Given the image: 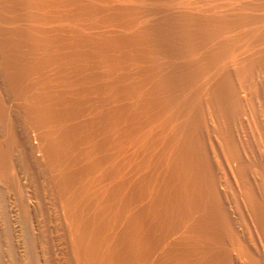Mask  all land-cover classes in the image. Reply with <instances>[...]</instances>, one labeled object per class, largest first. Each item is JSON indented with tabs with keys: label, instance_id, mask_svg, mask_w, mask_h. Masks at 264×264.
I'll return each instance as SVG.
<instances>
[{
	"label": "bare ground",
	"instance_id": "6f19581e",
	"mask_svg": "<svg viewBox=\"0 0 264 264\" xmlns=\"http://www.w3.org/2000/svg\"><path fill=\"white\" fill-rule=\"evenodd\" d=\"M55 1L56 0H0V82L2 83L1 86H3L6 91L5 98L0 96V179H2L7 185L13 183V181L15 180L14 179L15 177H13L12 175V171L14 170L12 168L14 167L12 166V159H11L12 152H14V150L18 151L20 155L26 158L25 159L27 164L26 167H29L31 169L34 167V165H37L36 164L37 162H39L40 166L43 165L45 170L44 173H46L49 183L51 185L49 186L52 187L51 189L53 190V192H55L54 195L57 197L59 201L58 202L59 205L57 204V206H59L61 210H59V208L58 210L59 212L62 211L61 214L62 217L60 216V218L61 219L63 218L62 220L66 226L65 228L67 234L66 238L69 241L68 248L72 258V262H73L72 264H264V182L262 185L261 184L262 182L259 183V178H258L259 184L256 183L255 180L257 179L256 178L257 175L253 177L252 176L253 174L251 173L252 170L248 166L249 163L248 164L245 163L246 160L244 161V158L246 157L247 154H245L244 149L246 148L242 146L244 143L246 144V142H251V141L256 142L259 145L258 147L259 149L258 148H257L258 150L256 149L258 152L259 150H261V154L260 155L258 154L261 160V161L258 160V162L262 164L261 166H259V169L261 167V170L264 172V158H263L264 157V0H105L107 3H112V5L116 4L118 6L125 7L126 10H124L125 8L123 10L127 12V14H129L128 17L125 16L127 22L124 26H122L123 23L121 22L122 23L121 27L124 30H126L127 34L129 35L130 33H132V35L135 34L133 37H131L135 39V40L132 39L134 41L132 43L134 44L131 53L132 56H130L131 55L130 54L129 55L130 60H129V56L127 57V59L130 62H134L137 63L138 65H142V67L145 64V58L147 57H151L152 59L154 58L156 59L155 61L162 60V64H160L159 62V65L156 64V68L158 66L160 72L167 71V73L165 72L166 74L164 78L162 77L161 80L160 79L158 81L156 80L157 82L162 81L161 83L160 82L157 83V84H161L160 88L159 87L156 88L161 92L160 93L161 97L163 96L164 97L163 99L166 100L165 101L161 99L162 102L165 101L164 103L165 104L167 103V105L162 104V106L164 107L160 105L162 110L161 109L158 110L159 111L161 110L162 116L163 113L164 115H166L165 116L166 118H163L164 124L167 123L166 121L170 116L168 123L171 122L170 124L171 126H174L175 130L172 127L171 128L174 131L177 130L178 132L177 135L175 134L176 136L173 133L174 137H172L167 144H169L168 148L174 146V150L176 149L173 154L174 164H175L174 172H176V175L174 174L176 176L174 177L175 178L174 180L176 185L175 187L178 190V195H179V207H180L178 208L179 210L175 212L176 213L175 215L173 214L174 212L172 211L173 212L172 214L175 217L170 216L174 218L171 224H170L171 218L169 219L170 222L168 221L169 222L168 224L165 223L168 220V217L166 221L164 218L162 224L160 223L161 225H159L156 228L153 227L154 228L153 231L148 232V230L146 229L147 233H144L145 231L142 232L138 227L135 228L136 226L135 224H137V222L134 221L133 223L135 224H133L130 229V235L128 234L129 233L128 232L127 233V235H129L128 237L123 236L125 237V239L122 242H120V240L119 242L115 241V239H117L116 235L119 236L118 232L121 233L123 225L126 228V223H128L127 222L129 220L128 218L132 212L131 210L135 211L138 207L135 209L134 206L135 205L137 206L138 203L134 202L135 204H132L127 199H126L127 201L124 202L121 200L120 203L123 202L125 203V205L124 206L122 205V209L120 208L122 212H120L121 215L118 213L119 216L117 218L115 213H114L115 217L112 215L113 214L112 211L117 204L118 198L121 199L120 198L121 196L119 195V191L121 189L123 190L124 186L131 183L130 182V180H132L131 176H134V172L135 170L137 171L138 167H135L136 169L134 170L130 169L131 161L129 158L126 157V159L123 158L124 160L122 162H119V164L117 165L111 164V166H109L110 170L108 169L106 170V172L105 171L103 172V170L108 168V166H106L107 163L108 162L111 163V159L107 158L108 156L104 154L103 156H106V158L104 157L105 158L104 160L102 159L104 162L99 161L93 164L86 163L85 165L84 162L83 165H79V163L81 162V160H83L84 157L87 158V162L88 159H90V155H89L90 153L85 154L84 149L86 146L88 147V145H90L92 138H89L85 134H88L89 130L92 128H93L92 132H95L94 126L91 122L92 119L91 114L94 113V110H96L95 107L97 105L95 106L90 104L91 106L88 107L82 106L83 103L79 101L82 100L83 97H81V99L77 101V104L80 105H77L75 103H74L75 106L68 105L69 103H67V101L65 102L63 97L61 99V96L56 97V96L48 95V92L50 91H48L47 83H45L46 82L45 80L44 83L46 84V86L43 89L42 80L46 76L42 78L43 75L42 73H44L43 70L45 71L47 69L49 72L53 71L52 68L55 67L54 66L55 60L53 61L51 55L50 56L48 55V50L45 51V49H47L46 46H48V44H46L45 46L46 48L44 46H43L44 48H42L41 44H39L38 46L34 44L36 40H38V43H41L42 41L40 40L41 41L40 42L39 39L41 38L43 39V37L41 38L38 37L39 39L37 38L36 40H34L35 41L34 42L31 36L33 34L34 35L40 34L43 36L48 35L47 30L51 28L50 20H52L51 13L53 12L51 11L50 13L48 11L51 15L48 16L46 15L47 13L45 11L47 7L50 5V3H54ZM56 2H60L62 3V5H68L69 3L71 4L73 0H59ZM81 3H83V1ZM93 4H95V2ZM82 5H84V3ZM106 6H108V4ZM100 7L101 6H99V8ZM75 8L76 10L78 9L77 6ZM107 8L108 7H106V10L104 11H107ZM60 10L58 14L62 12ZM69 11L73 12L72 10ZM87 11H89V8ZM42 12L43 14L41 15ZM125 12H123L124 15H126ZM55 13L57 12H54L53 17L54 15H57ZM74 13H76L75 10ZM88 13L85 12V15L87 14L86 17L89 16ZM98 14L95 15L97 16V18L99 17ZM64 15L65 16H61L62 18L60 19L59 18L54 19V21L56 22L58 21L59 23L60 22L65 23V18L68 20L69 16H67L66 13ZM113 17L116 16H114L113 14ZM88 18L91 20L90 17ZM94 18L95 17H93L92 19ZM107 20L109 21V19ZM117 20L119 19L117 18ZM54 21L52 20V24ZM79 23L80 22L78 21V24ZM86 23L87 21L85 22V24ZM85 24L83 26H85ZM116 24L118 23L116 22ZM100 27L103 28L102 26ZM58 29L60 30V28ZM81 29L83 28L81 27ZM81 29L79 28V30ZM72 31H76V30H72ZM72 34L75 35L74 33ZM85 34L87 35V32ZM104 35H106V33ZM103 37L104 36H102V38ZM87 39L89 38H86V40ZM88 44H90V42ZM102 44L104 43L102 42ZM125 45L128 44L124 43L123 41L120 47ZM78 46L80 45H77V47ZM89 46L88 48H90ZM114 46L112 45V48ZM93 47L94 46H92V48ZM101 47L104 46L101 45ZM96 48H100V47H96ZM51 50H49V52H51ZM101 50L103 49L101 48ZM120 50L122 49L120 48ZM107 51L108 49L104 51L105 54ZM116 51H118V49L115 50V52ZM97 55L96 57H98ZM113 55L115 56L116 54ZM108 56L111 57L112 55L110 54ZM42 57L45 58L43 59ZM62 57H60V59ZM102 57L104 58L105 56ZM40 58H42V60ZM92 58H94V55ZM83 59L84 57L81 58V60ZM89 59L90 58H88L87 60L90 61ZM108 59L111 58H107L106 60ZM62 60H64L65 62V59ZM98 61L103 62V60H98ZM114 62H112V64ZM118 68L120 69V67ZM110 70L112 72V69ZM47 79L50 80V75L47 77ZM116 82L118 81L116 80ZM145 84L146 83L141 80V82L136 84L134 87L136 91L131 90L128 87L129 92L119 97L122 98L121 99L123 102L122 104H124V109H126V111L130 109V106L133 104L137 96L141 95L142 92L145 90ZM114 85H112L111 87H114ZM111 87L109 86V88ZM61 89H63V87H61ZM121 89L119 90L121 91ZM259 89L261 90L260 95H258ZM115 91H117L116 88ZM159 91L157 92L159 93ZM59 92L60 91H58V93ZM111 96L109 95L108 98H110ZM115 99L117 100V97H115ZM115 99L113 100L115 101ZM85 102L86 100L84 99V103ZM7 103L10 104L11 106L9 105H8L9 107L6 106ZM58 104L60 106V109L59 108L54 109V107L56 108V105L58 106ZM86 105H88V103ZM145 108H147V105L145 106ZM121 109H123V107ZM176 109L177 111H175ZM134 110H132V113L134 112ZM99 112H101L100 109ZM175 112L180 113L178 115L182 116L181 118H179L181 121L177 120V115H176L177 113ZM13 113L15 114V117L12 115ZM88 115L90 116L91 119L87 120L86 116ZM135 115L136 113L134 114V116ZM138 115L139 114H137L136 116ZM84 117L87 122L85 120H84L85 122H81ZM122 117H120L121 122H122L121 119ZM206 117H209L210 119L209 124L211 126L209 128V131L212 135L211 137L213 138V143H209L208 145L209 147L208 149H210L211 153L209 150L208 151L210 154L215 155L213 156L215 158L218 155L222 157L224 161V165L221 169L222 172L220 171V173H222L221 174L222 178L215 177L217 173L216 174L212 173V168L210 167L212 165H210V163L208 162L209 160H207L206 158L207 156L206 157L204 156L206 148L204 149L201 144L200 133L203 131L204 122L207 119ZM152 118L154 117H151V119ZM140 119L141 118H139V120ZM176 120L180 123L176 124L178 123ZM17 122L18 124L22 125L20 126L21 131H19L18 129H17L18 131H16L15 129V124ZM78 122H80V125L77 126ZM118 124H120V122H118ZM126 124L127 123H125V126ZM131 124H134V122H132ZM147 124H149V122ZM187 125H189L188 130H187ZM95 126L97 128V126L99 125L95 124ZM101 126L100 128L105 129V126L103 127ZM116 126L119 125H117V123L115 124L109 122V130L115 129ZM136 127L137 126H135V128ZM140 127L138 128L140 129ZM163 129L161 133H163ZM236 129H238V131L240 129L241 131L243 130L242 137L241 135L239 137L238 132H236ZM119 131L120 130H117V132ZM123 132L125 131L123 130ZM143 132L144 131H142V133ZM140 133L141 132H139V134ZM114 134L117 133H113V136ZM208 134L207 137H210ZM113 136L111 135V138ZM123 136L125 137V134ZM240 138H242L241 139L242 143H240L241 141ZM164 140L165 139H163L162 142ZM119 141L121 142V140ZM208 142H210V140ZM121 143H123V141ZM135 143H139V142H135ZM147 144L148 146L150 145L149 142ZM136 145L134 144V146ZM251 145H253L252 142ZM93 146L91 145L90 148L91 149L94 148ZM99 146L104 147V144L103 146L101 145ZM123 146H125L124 143ZM123 146L121 145V147ZM149 147L147 148L148 150H150ZM88 149L89 148H87L86 152L89 151ZM91 149L90 151L94 150ZM144 150H146V146ZM165 150L167 155L168 149L165 148ZM252 152L254 153V150ZM127 154L128 152H126V155ZM95 155L92 154L91 156L94 157ZM101 156H99V159L101 158ZM259 158H255V160ZM95 159L98 160V158ZM120 159L122 160V158ZM78 160H80V162H78ZM148 160L150 161L149 158ZM40 162L43 164H41ZM143 162H147V161L145 160ZM253 162L255 163V161ZM167 164L168 163H166V165ZM218 166L219 164L216 165V167ZM104 167L106 168L104 169ZM218 168L217 171L220 170ZM166 169H168V166L166 167ZM97 171H99L101 175ZM168 171L170 170L168 169ZM96 172L99 175V176L97 175L98 177L95 174ZM93 174L96 176V178ZM92 175L94 176V178H92L94 180L90 179ZM258 177H260V175ZM220 178L225 182L226 181L229 182L230 179L232 184L236 187V188L234 187L236 190L235 191L230 190L229 192V190L227 189L229 188L230 185L221 182ZM260 179H262V177ZM149 180H148V185H149ZM140 184H142V182ZM256 184H258L259 186L261 184L262 187L260 186L259 188V186L257 187ZM258 188L261 190L259 191L261 193L258 192L259 190ZM136 189L137 188L135 187V190ZM176 189L174 191H176ZM144 190L145 191L147 190L146 186ZM150 192L152 193V191ZM257 193H259L260 195L257 196ZM133 194H138V193H133ZM141 195L142 194H140V196ZM171 196L173 195H170V197ZM125 197L123 196V198ZM138 198H134V200H137ZM145 200L147 201V199ZM21 207L23 209V206ZM118 208H119V203H118ZM173 210H176V207ZM139 213L140 212H138V215L140 216ZM145 214L147 215L148 213ZM166 214H168L166 216H169V213ZM131 216L134 215L132 214ZM142 216L143 215H141V217ZM141 221L143 223V220ZM138 222H140L139 218H138ZM128 228H130V225ZM127 229L125 231H127ZM4 234L7 241L6 243H8L7 244L8 250L6 249V251H8L7 253H9V255L14 256V252L16 249L14 243H12L10 240L11 234L9 231H6Z\"/></svg>",
	"mask_w": 264,
	"mask_h": 264
},
{
	"label": "rangeland",
	"instance_id": "374dc122",
	"mask_svg": "<svg viewBox=\"0 0 264 264\" xmlns=\"http://www.w3.org/2000/svg\"><path fill=\"white\" fill-rule=\"evenodd\" d=\"M56 1H59V0H56ZM54 2V3H50V5L47 7V9H46V15H48V16H51V19L54 21V19H56V18H62L61 16H65L64 14L66 13V15L67 16H69V19L67 20L66 18H65V23H63V22H56V21H54L53 22V24H52V20H50L51 22V28L49 29V30H47L48 31V35H46V34H44V35H46V36H43V35H40V34H33V35H31L32 36V40L34 41V40H36L38 37H43V39L41 38V39H39V41L41 42V43H38V40H36V42L34 43L35 45H39V44H41V46H42V48H44L45 46H46V44H48V46H49V48H48V46H46L47 47V49H45V51H47L48 50V55L50 56L51 55V57H52V59H53V61L55 60L56 61V63H55V61H54V68H52V70L53 71H48V69L47 70H43V72L44 73H42L43 75H42V78L44 77V76H46V77H44L43 78V80H42V85H43V89H44V87L46 86V84L45 83H47V87H48V91H50V92H48V95H52V96H56V97H58V96H61V99H62V97H63V99H64V101L66 102L67 101V103H69L68 105H74L75 106V104H77V101H79L80 99H81V97H83L85 100H86V102L88 103V105H86L87 103L85 102L84 103V99L82 98V100H83V102H82V100H80L79 102H81V103H83V105L82 106H84V107H88V106H91V105H97L95 108H96V110H94V115L93 114H91V118H90V114L88 115V116H86L87 117V120L88 119H91V122H92V124H93V126H94V130H95V132H92L93 131V128L92 129H90L89 130V133L88 134H90V135H88V134H85V135H87L89 138H92V140H91V143H90V145H88V147L86 146H84L85 147V149H84V153L85 154H89L90 155V159H91V161H90V159H88V162H87V158L86 157H84L83 158V160H81V162H80V160H78V162H80L79 163V165H83V163H84V165L86 164V163H95V162H104L103 160L106 158V156H108L107 158H109V159H111V163H107V165L106 166H108V168L107 169H105L106 167H104V169L105 170H103V172L105 171L106 172V170H108L110 167L109 166H111V164L113 165V164H119V162H122L124 159H126V157L127 158H129L130 159V169H136L135 167H138L137 168V171L135 170V172H134V176H131V179L132 180H130V182L131 183H129L128 185H126V186H124V188H123V190H122V192H121V190L119 191V195L121 196H119L121 199H119L118 198V200H117V204H116V206H115V208H113V211H112V215L115 217V215H116V218L119 216V214L121 215V213L120 212H122V205L124 206L125 205V203H123L124 201H127V200H129L132 204H135V203H138V205L136 206H134V208L136 209L137 207V209L134 211V210H131L132 212H131V214H130V216L133 214L134 216H129V220L127 221L128 223H126V228H125V226L123 225V227H122V230H124V231H122L121 229V233L120 232H118L119 233V236H120V234H121V236L119 237L118 235H116V238L117 239H115V241H117V242H119V240H120V242H122V241H124V239H125V237H128L129 235H130V229H131V227H132V225L133 224H135V223H133L134 221L135 222H137V224H135L136 226H135V228L136 227H138V228H140V230L142 231V232H144V233H147L146 232V229L148 230V232H150V231H153V229L154 228H156V227H158L159 225H161L162 224V222L164 221V218H165V221L167 220V217H168V220L165 222V223H169L170 221V224L172 223V220L174 219L173 217H175L174 215L176 214L175 212H177L179 209L178 208H180L179 207V195H178V190L176 189V185H175V178L174 177H176L175 175H176V172H174L175 171V164H174V152H175V150H174V146L173 147H170V148H168V145L169 144H167L168 142H169V140L172 138V137H174V135L176 134L177 135V130L176 131H174L175 130V128H174V126H171V122L170 123H168V120H169V118H170V116H169V118H168V120L166 121L167 123H165L164 124V121H163V118H166L165 116L166 115H164V113H163V116H162V112H161V106H162V104L164 105L165 103V99H163L164 97L162 96L161 97V92L159 91V90H157V88L159 87L160 88V85L161 84H157V83H161L162 81H159V82H157L159 79L161 80L162 79V77L164 78V76H165V74L167 73V71H162V72H160L159 70L160 69H158V66H157V68H156V64H158L159 65V62H160V64H162V60L161 61H159V60H157V61H155L156 59H152L151 57H147V58H145V64H144V66L142 67V65H138L137 63H134V62H130L129 60H130V56H132V50H133V45L134 44H132L134 41L133 40H135V39H133V38H131V37H133L134 35H132V33H130V35L129 34H127V32H126V30H124L122 27H121V24H122V26H124L125 24H126V22H127V19H126V17H128V15L129 14H127V12H125L124 10H126V8L125 7H123V6H118V5H116V4H113L112 5V3H107L105 0H91V2H90V0H88V2H87V0H82L83 1V3H84V5H82L83 3H81L82 1H79V0H73V4L71 3H69L68 5H62V3H60V2ZM103 1H105V2H103ZM79 4H78V3ZM95 2V4H93ZM98 2H100V3H98ZM104 3H106V4H104ZM60 4V5H59ZM91 4V5H90ZM101 6L100 8L101 9H103V10H101L100 8H99V6ZM103 4V5H102ZM108 4V6H106ZM52 5H53V7H52ZM57 5V6H56ZM81 5V6H80ZM93 5H94V7H93ZM54 6H56V7H54ZM61 8H60V7ZM64 6H67V7H64ZM73 6V7H72ZM77 6V10H78V12H77V10H76V7ZM89 6H91V7H89ZM97 6V7H96ZM80 7V8H79ZM85 7V8H84ZM96 7V8H95ZM106 7H108L109 8V10H108V8H107V11H104V10H106ZM117 7V8H116ZM52 10H51V9ZM56 8H57V11H56ZM88 8H89V11H87L88 10ZM94 8V9H93ZM125 8V9H124ZM44 9V10H45ZM53 9H55V10H53ZM61 9V10H60ZM92 9V10H91ZM98 10V12H97V10ZM111 9V10H110ZM124 9V10H123ZM59 10L60 11H62L61 13H59L58 14V12H59ZM69 10H72L73 12H71V11H69ZM74 10H75V12L76 13H74ZM113 10V11H112ZM121 10V11H120ZM51 13V11L53 12V13H51V15H50V13ZM65 13H64V12ZM84 11V12H83ZM96 11V12H95ZM101 11V12H100ZM109 11V12H108ZM118 11V12H117ZM54 12H57V13H55V14H57V15H54V17H53V14H54ZM85 12H89L88 13V15L89 16H87L86 17V15H85ZM95 12V13H94ZM114 12V13H113ZM116 12H117V14H116ZM119 12H120V14H119ZM123 12H125V14L126 15H124V13ZM78 13V14H77ZM83 15H82V14ZM91 13V14H90ZM99 13V14H98ZM114 14V16H116V17H113V14ZM43 14V12L41 13V15ZM93 14V15H92ZM99 15V17H101V18H97V16H95V15ZM122 14V15H121ZM71 15V16H70ZM75 15V16H74ZM77 15H80V16H77ZM92 17H91V16ZM111 15V16H110ZM55 16H57V17H55ZM84 16V17H83ZM103 16V17H102ZM120 16V17H119ZM126 16V17H125ZM75 17V18H74ZM80 17V18H79ZM88 17H90L91 18V20H92V22H91V20L88 18ZM93 17H95L94 19H92ZM105 17V18H104ZM107 17H109V18H107ZM123 17V18H122ZM72 18V19H71ZM74 18V19H73ZM86 18V19H85ZM109 19V21L107 20V19ZM111 18V19H110ZM117 18L119 19V20H117ZM80 22L79 24H78V21ZM81 19H84V20H81ZM100 20V21H98V20ZM113 19V20H112ZM116 21H115V20ZM122 19H123V21H122ZM126 19V20H125ZM74 20V21H73ZM104 20V21H103ZM112 20V21H111ZM49 21V20H48ZM81 21H83V22H81ZM87 21V23L85 24V22ZM98 21V22H97ZM71 22V23H70ZM76 22V23H75ZM97 24H96V23ZM111 22V23H110ZM113 22V23H112ZM116 22L118 23V24H116ZM122 22V23H121ZM55 23V24H54ZM57 23H58V26H60V27H58L57 26ZM61 23H62V25H61ZM108 23V24H107ZM73 26H72V25ZM75 24V25H74ZM85 24V26H83ZM99 24V25H98ZM101 24H103V25H101ZM109 24H110V26H109ZM113 24V25H112ZM54 25V26H53ZM69 25V26H68ZM77 25V26H76ZM87 25V26H86ZM89 25H90V27H89ZM92 25H93V27H92ZM95 25V26H94ZM98 26V28H97V26ZM57 26V27H56ZM64 26V27H63ZM76 26V27H75ZM100 26H102L103 28H101ZM70 29H69V28ZM81 27L83 28V29H81ZM96 27V28H95ZM107 27V28H106ZM112 27V28H111ZM121 27V28H120ZM52 28H53V30H52ZM58 28H60V30L58 29ZM71 28H73V29H71ZM79 28L81 29V30H79ZM88 30H87V29ZM90 28V29H89ZM94 28V29H93ZM110 30H109V29ZM116 28H118V29H116ZM85 29V30H84ZM94 31H93V30ZM101 29H102V31H101ZM104 29V30H103ZM51 30V31H50ZM57 30V31H56ZM58 30H59V32H58ZM67 30H68V32H67ZM72 30H76V31H72ZM98 30V31H97ZM111 32H109V31ZM120 30V31H119ZM54 31V32H53ZM55 31H56V33H55ZM85 31V32H84ZM89 31V32H88ZM100 31V32H99ZM104 31H106V32H104ZM50 32V33H49ZM62 32H65V33H62ZM74 33L75 35H73L72 33ZM77 32V33H76ZM80 32V33H79ZM83 32V33H82ZM87 32V35L85 34ZM99 32V33H98ZM103 32V33H102ZM115 32H116V34H115ZM118 32V33H117ZM120 32H122V33H120ZM53 35H52V34ZM98 35H97V34ZM106 33V35H104ZM51 36H50V35ZM60 34V35H59ZM79 34V35H78ZM84 34H85V36H84ZM118 34V35H117ZM36 35H37V37H36ZM77 35V36H76ZM93 35V36H92ZM95 35V36H94ZM97 35V36H96ZM113 35V36H112ZM121 35V36H120ZM123 35V36H122ZM50 38H49V37ZM71 36V37H70ZM84 36V37H83ZM91 36V37H90ZM102 36H104L103 38H102ZM36 37V38H35ZM45 37V38H44ZM62 37V38H61ZM74 37V38H73ZM94 37V38H93ZM99 37V38H98ZM101 37V38H100ZM107 37H108V39H107ZM112 37V38H111ZM130 37V38H129ZM31 38V37H30ZM56 38V39H55ZM58 38V39H57ZM73 40H72V39ZM77 40H76V39ZM86 38H89V39H87L86 40ZM93 38V39H92ZM96 38V39H95ZM53 39V40H52ZM80 39V40H79ZM92 39V40H91ZM103 39V40H102ZM113 40V41H111V40ZM122 39V40H121ZM133 39V40H132ZM45 42H44V41ZM49 40H51V41H49ZM83 40V41H82ZM88 40H90V41H88ZM107 40V41H106ZM118 40V41H117ZM131 42H130V41ZM48 41V42H47ZM81 41V42H80ZM88 41V42H87ZM91 41H92V43H91ZM96 41V42H95ZM99 41H100V43H99ZM116 41V42H115ZM124 41V43H127L128 45H125V46H122V47H120L121 46V43ZM44 42V43H43ZM51 43V45H50V43ZM75 42V43H74ZM82 43V44H80V43ZM90 42V44H88ZM102 42L104 43V44H102ZM109 42H110V45H109ZM121 42V43H120ZM65 43V44H64ZM85 45H84V44ZM96 43H98V44H96ZM113 43V44H112ZM116 43V44H115ZM118 43V44H117ZM71 44V45H70ZM87 44V45H86ZM53 45V46H52ZM77 45H80V46H78L77 47ZM90 45V46H89ZM99 45V46H98ZM101 45H103L104 47H101ZM109 45V46H108ZM112 45L114 46L113 48H112ZM44 46V47H43ZM81 46H82V48H81ZM84 46V47H83ZM88 46L90 47V48H88ZM92 46H94L93 48H92ZM111 46V47H110ZM131 46V47H130ZM45 47V48H46ZM51 47V48H50ZM72 47V48H71ZM96 47H100V48H96ZM107 47H109V48H107ZM127 47V48H126ZM81 48V49H80ZM101 48L103 49V50H101ZM116 48V49H115ZM120 48L122 49V50H120ZM126 48V49H125ZM132 48V49H131ZM52 49V50H51ZM61 49V50H60ZM93 51H92V50ZM97 49H98V51H97ZM108 49V53L106 52V54H105V52L104 51H106ZM118 49V51H116L115 52V50H117ZM131 49V50H130ZM49 50H51V52L53 53H51V52H49ZM55 50V51H54ZM81 50V51H80ZM126 50V51H125ZM127 50H129V51H127ZM101 51V52H100ZM121 51V52H120ZM122 51H123V54H122ZM95 52V53H94ZM98 52V53H97ZM103 52V53H102ZM115 52V53H114ZM118 52V53H117ZM125 52V53H124ZM127 52H129V53H127ZM46 53V52H45ZM51 53V54H50ZM66 53V54H65ZM84 53V54H83ZM120 53V54H119ZM42 54V53H41ZM40 54V55H41ZM47 54V53H46ZM57 54H58V57H57ZM94 55V58H92L93 57V55ZM98 56V57H96V55ZM100 54H102V55H100ZM112 55L111 57L110 56H108V55ZM113 54H116L115 56L113 55ZM118 54H119V56H118ZM131 54V55H130ZM39 55V56H40ZM54 55V56H53ZM130 55V56H129ZM56 56V57H55ZM62 56H64V57H62ZM77 56V57H76ZM86 56V57H85ZM102 56H105L104 58L102 57ZM108 56V57H107ZM118 56V57H117ZM123 56V57H122ZM129 56V60L127 59V57ZM60 57H62L61 59H60ZM66 57V58H65ZM82 57H84V59L83 60H81V58ZM90 58L89 60L90 61H88L87 59L88 58ZM114 57V58H113ZM116 57V58H115ZM43 59L45 58V57H42ZM42 58H40L41 60H42ZM57 58H59V59H57ZM85 58H87V59H85ZM97 59V61H96V59ZM100 58H102V59H100ZM107 58H111V59H108V60H106ZM117 58H119V59H117ZM123 58V59H122ZM62 59H65V62H64V60H62ZM112 59H114V60H112ZM91 60H93V61H91ZM98 60H103V62L102 61H98ZM104 60H105V62H104ZM44 61V60H43ZM109 61V62H108ZM114 62V61H116V62H114L113 64H112V62ZM128 61V62H127ZM151 61V62H150ZM96 62V63H95ZM98 62H100V63H98ZM108 62V63H107ZM120 64H119V63ZM130 62V63H129ZM158 62V63H157ZM62 63V64H61ZM65 63V64H64ZM68 63H69V65H68ZM92 63V64H91ZM102 63V64H101ZM109 63H110V66H109ZM117 63V64H116ZM129 63V64H128ZM133 63V64H132ZM153 63V64H152ZM87 64V65H86ZM104 64V65H103ZM122 64V65H121ZM125 65V68H124V65ZM135 64H136V66H135ZM151 64V65H150ZM79 65V66H78ZM118 65H120V66H118ZM147 65V66H146ZM154 65V66H153ZM67 66V67H66ZM71 66V67H70ZM103 66V67H102ZM114 66V67H113ZM129 66V67H128ZM149 66V67H148ZM153 66V67H152ZM76 67V68H75ZM110 67V68H109ZM118 67H120V69L118 68ZM131 67V68H130ZM147 67V68H146ZM73 68V69H72ZM46 69V68H45ZM99 69V70H98ZM110 69H112V72H111V70ZM117 69V70H116ZM140 72H139V71ZM142 70H143V72H142ZM146 70V71H145ZM50 73H48V72ZM80 71V72H79ZM116 71V72H115ZM118 71V72H117ZM124 71V72H123ZM87 72V73H86ZM99 72H100V74H99ZM146 72V73H145ZM166 72V73H165ZM67 75H66V74ZM73 73V74H72ZM94 73V74H93ZM97 73V74H96ZM118 73H120V74H118ZM136 73H138V74H136ZM45 74V75H44ZM88 76H87V75ZM92 74V75H91ZM132 74V75H131ZM50 75V80H48L47 79V77ZM103 75H105V76H103ZM115 75H117V76H115ZM120 75V76H119ZM135 75H137V76H135ZM62 76V77H61ZM84 76V77H83ZM113 76V77H112ZM123 76H124V78H123ZM60 77V78H59ZM66 77H68V78H66ZM86 77V78H85ZM93 77V78H92ZM122 77V78H121ZM129 77H131V78H129ZM155 77V78H154ZM58 78V79H57ZM82 78V79H81ZM112 78H114V79H112ZM116 78V79H115ZM139 78V79H138ZM145 78V79H144ZM87 79V80H86ZM109 79V80H108ZM121 81H120V80ZM128 79V80H127ZM144 79V80H143ZM44 80L46 81L45 83H44ZM85 80H86V82H85ZM111 80V81H110ZM115 80V81H114ZM116 80L118 81V82H116ZM132 80V81H131ZM141 80L143 81V82H145L146 84H145V93H144V91L142 92V96L141 95H138L139 96V98H138V96H137V101H136V99H135V101L133 102V104L135 105H131L130 106V109H128L127 111H126V109H124V104H122L123 102H122V98H119V97H121L122 95H125V93H127V92H129L128 90H129V88L131 89V90H134V91H136V89H134V87H135V85L136 84H138L139 82H141ZM157 80V81H156ZM89 81V82H88ZM98 81V82H97ZM112 81H114V82H112ZM49 82V83H48ZM58 82V83H57ZM108 82V83H107ZM138 82V83H137ZM156 82V83H155ZM44 83V84H43ZM55 83V84H54ZM113 83V84H112ZM119 85H118V84ZM122 83V84H121ZM128 83V84H127ZM65 84V85H64ZM72 84V85H71ZM77 84V85H76ZM110 84V85H109ZM115 84V85H114ZM131 84V85H130ZM2 85V83L0 82V96H2L3 98H5L6 97V91H5V89H4V87L3 86H1ZM48 85H50V86H48ZM112 85H114V87H111ZM109 86L111 87V88H109ZM121 86V87H120ZM122 86H124V87H122ZM127 86V87H126ZM131 86V87H130ZM46 87V88H47ZM56 87V88H55ZM58 87V88H57ZM61 87H63V89H61ZM68 87V88H67ZM79 88V89H77V88ZM118 87H119V89H121V91L118 89ZM129 87V88H128ZM153 87V88H152ZM157 87V88H156ZM84 88V89H83ZM115 88L117 89V91H115ZM125 88V89H124ZM128 88V89H127ZM133 88V89H132ZM3 89V90H2ZM56 89V90H55ZM82 89V90H81ZM92 89V90H91ZM108 89V90H107ZM150 89V90H149ZM52 90V91H51ZM63 90V91H62ZM67 90V91H66ZM78 90V91H77ZM110 90H112V91H110ZM4 91V92H3ZM44 91V90H43ZM55 91H57V92H55ZM58 91H60L59 93H58ZM70 91V92H69ZM90 91V92H89ZM115 91V92H114ZM153 91V92H152ZM157 91H159V93L157 92ZM260 89H259V92H258V95H260L261 93H260ZM157 92V93H156ZM3 93H4V95H3ZM47 93V92H46ZM67 93V94H66ZM79 93V94H78ZM82 93V94H81ZM112 94V96H111V94ZM114 93V94H113ZM116 93H117V95H116ZM62 94V95H61ZM102 94V95H101ZM111 96L110 98H108L109 97V95ZM82 95H85V96H82ZM158 95H160V96H158ZM165 95V94H164ZM86 96H87V98H86ZM113 96H114V98H113ZM145 96V97H144ZM157 96V97H156ZM75 97V98H74ZM115 97H117V100L115 99ZM151 97V98H150ZM68 98V99H67ZM79 98V99H78ZM91 98V99H90ZM148 98V99H147ZM77 99V100H76ZM107 101H106V100ZM113 99H115V101L113 100ZM157 99V100H156ZM161 99H163V100H165V101H163L162 102V100ZM141 100H143V101H147L146 103L145 102H143V101H141ZM75 101V102H74ZM91 101V102H90ZM119 102V103H117V102ZM140 101V102H139ZM160 101V102H159ZM70 102H72V103H70ZM109 102V103H108ZM137 102V103H136ZM143 102V103H142ZM149 102V103H148ZM75 103V104H74ZM97 103V104H96ZM139 103V104H138ZM152 103V104H151ZM160 103V104H159ZM6 104V103H5ZM54 104V103H53ZM91 104V105H90ZM99 104V105H98ZM117 104V105H116ZM119 104V105H118ZM122 104V105H121ZM137 104V105H136ZM143 104V105H142ZM145 104V105H144ZM11 106L10 104H8L7 103V105L6 106ZM77 105H80V104H77ZM86 105V106H85ZM116 107H115V106ZM142 105V106H141ZM147 105V108H145V106ZM161 105V106H160ZM165 105H167V103L165 104ZM8 106V107H9ZM112 106V107H111ZM134 106V107H133ZM120 107V108H119ZM123 107V109H121ZM140 107V108H139ZM151 107V108H150ZM162 107H164V106H162ZM10 108H12V107H10ZM57 108H59L60 109V106H59V104H58V106L56 105V108L54 107V109H57ZM100 109V111L101 112H99V109ZM108 108V109H107ZM113 108V109H112ZM117 108V109H116ZM129 108V107H128ZM146 111H144L143 109ZM135 109V110H134ZM158 109H161L160 111L158 110ZM98 110V111H97ZM105 110V111H104ZM116 110H117V112H116ZM132 110H134V112L132 113ZM148 110V111H147ZM153 110V111H152ZM99 112V113H97V112ZM124 111V112H123ZM136 111H138V112H136ZM140 111V112H139ZM143 111V112H142ZM149 111H150V113H149ZM175 111H177V109L175 110ZM107 112V113H106ZM112 112H114V113H116V114H114V113H112ZM121 112H122V114H121ZM129 112H130V114H129ZM159 112V113H158ZM161 112V113H160ZM112 113V114H111ZM136 113V115L137 114H139L138 116H134V114ZM143 113V114H142ZM145 113V114H144ZM175 113H177V112H175ZM96 114V115H95ZM133 114V115H132ZM166 114V113H165ZM178 114H180V113H177L176 115H177V120L178 121H181L179 118H181L182 116H180V115H178ZM14 117H15V114L13 113L12 114ZM12 115H11V117H12ZM93 115V116H92ZM101 115V116H100ZM118 115H119V117H118ZM121 115V116H120ZM128 115H130V116H128ZM141 115V116H140ZM114 116H116V117H114ZM123 116V117H122ZM131 116H132V119H131ZM105 117V118H104ZM107 117H109V118H107ZM112 117V118H111ZM120 117H122L121 119H122V122H121V120H120ZM128 117V118H127ZM134 117V118H133ZM137 117H139V118H141L140 120H139V118H137ZM150 117V118H149ZM151 117H156L155 119L154 118H152L151 119ZM160 117V118H159ZM114 118H117V119H114ZM124 118V119H123ZM136 118V119H135ZM149 118V119H148ZM176 118V117H175ZM207 118V119H206ZM205 119H206V121L204 122V127H203V131H202V129H201V133H200V135H201V137L203 138V140H202V138L200 137V140H201V144H202V146H203V148L205 149V154L206 153H208V154H204V156L207 158V160H209L208 162L210 163V165H212V166H210L211 168H212V173L213 174H216V176L215 177H217V178H219V177H221L222 178V176H221V174L222 173H220V171L222 172V167H223V165H224V161H223V159H222V157L220 156V155H218V156H216V158L215 157H213V156H215V155H213V154H210L211 153V151H210V149H208L209 147H208V145H209V143H213V138L211 137L212 135H211V133H210V131H209V128H210V124H209V121H210V119H209V117H206ZM106 120V121H104V120ZM111 119V120H110ZM126 119H127V121H126ZM145 119V120H144ZM160 119V120H159ZM209 119V120H208ZM86 121V119H85V117L82 119V121L81 122H85ZM97 120V121H96ZM98 120H99V122H98ZM119 120V121H118ZM124 120V121H123ZM131 120V121H130ZM148 120H150V121H148ZM176 120V121H177ZM208 120V121H207ZM113 121H116V122H113ZM120 122V124H118V122ZM144 121V122H143ZM146 121V122H145ZM154 122V123H152V122ZM155 121H157V122H155ZM161 121V122H160ZM177 121V122H178ZM87 122V121H86ZM96 122V123H95ZM102 122V123H101ZM109 122L110 123H117V125H119V126H116L115 127V129H112V130H109ZM124 122V123H123ZM129 122V123H128ZM132 122H134V124H131ZM140 122H141V125H143V126H141L140 125ZM149 122V124H147ZM173 122V121H172ZM208 122V123H207ZM123 123V124H122ZM125 123H127L126 124V126H125ZM138 123H139V126H138ZM144 123V124H143ZM157 123H158V125H157ZM180 122H178V123H176V124H179ZM207 123V124H206ZM95 124L97 125H99V126H97V128H96V126H95ZM108 126H107V125ZM160 124V125H159ZM168 124V125H167ZM187 124H188V122H187ZM19 125V126H18ZM78 125H80V122H78L77 123V126ZM102 125V126H101ZM122 125V126H121ZM128 125H129V128H128ZM131 125V126H130ZM134 125V126H133ZM146 125V126H145ZM163 125H164V127H163ZM170 125V126H169ZM189 125H190V123H189ZM189 125H187V130L189 129ZM206 125H208V126H206ZM18 128H17V127ZM20 126H22V125H20V124H18V122L15 124V129H16V131H21V127ZM100 126L101 127H103V126H105V129H103V128H100ZM108 127V129H107V127ZM133 126V127H132ZM135 126H137L136 128H135ZM141 126V127H140ZM153 128H152V127ZM169 126V127H168ZM99 127V128H98ZM117 127H119V128H117ZM123 127V128H122ZM124 127H126V128H124ZM138 127H140V129L138 128ZM143 127V128H142ZM146 127V128H145ZM156 127V128H155ZM174 129H172V128ZM96 128V129H95ZM134 130H133V129ZM142 128V129H141ZM163 128H166V129H163ZM18 129V130H17ZM98 129V130H97ZM102 129V130H101ZM120 130L119 132H117V130ZM150 129H151V131H150ZM160 129V130H159ZM162 129H163V133H161L162 132ZM204 129H205V131H204ZM239 129V128H238ZM238 129H236V132H238V135H239V137H240V135H241V137L243 136L242 135V132H243V130L241 131V129L238 131ZM115 130V131H114ZM122 130V131H121ZM123 130L125 131V132H123ZM128 130H130V131H128ZM137 130H139V131H137ZM148 130V131H147ZM154 130V131H153ZM208 130V131H207ZM111 131V132H110ZM113 131V132H112ZM142 131H144L143 133H142ZM166 131V132H165ZM172 132V134H171V132ZM241 131V132H240ZM121 132H122V135H121ZM130 134H129V133ZM132 132V133H131ZM139 132H141L140 134H139ZM147 132V133H146ZM161 134H160V133ZM210 133V134H208V133ZM216 132H217V130H216ZM96 133V134H95ZM110 133V134H109ZM113 133H117V134H114V136H113ZM134 133V134H133ZM149 133V134H148ZM152 133V134H151ZM173 133H174V135H173ZM241 133V134H240ZM92 134V135H91ZM125 134V137L123 136ZM142 134V135H141ZM144 134V135H143ZM147 134V135H146ZM150 134H151V136H150ZM207 134L210 136V137H207ZM111 135L113 136L112 138H111ZM119 135V136H118ZM126 135H127V138H126ZM140 137H139V136ZM146 135V136H145ZM149 135V136H148ZM155 135H156V137H155ZM161 135V136H160ZM175 135V136H176ZM206 135V136H205ZM90 136H92V137H90ZM104 136V137H103ZM110 136V137H109ZM118 136V137H117ZM130 136V137H129ZM153 136V137H152ZM166 136H167V138H166ZM183 136V135H182ZM132 137V138H131ZM144 137V138H143ZM163 139H165L163 142H162V138ZM207 137V138H206ZM239 137H238V140H239ZM119 138H121V139H119ZM125 138H126V140H125ZM129 138V139H128ZM150 138V139H149ZM177 138H178V136H177ZM94 139V140H93ZM117 139H119V140H121V142L123 141V143H124V145L125 146H123V143H121L119 140H117ZM134 141H133V140ZM138 139H141V140H138ZM151 139H152V141H151ZM156 139H157V141H156ZM159 139V140H158ZM162 139V140H161ZM168 139V140H167ZM211 139H212V141H211ZM242 138H240V140H241ZM111 140V141H110ZM115 140V141H114ZM131 140V141H130ZM136 140H138V141H136ZM147 140V141H146ZM210 140V142H208ZM113 141V142H112ZM143 141V142H142ZM166 141V142H165ZM108 142V143H107ZM126 142V143H125ZM128 142V143H127ZM134 142V143H133ZM135 142H139V143H135ZM149 142V144L151 145V143H152V145L149 147L148 146V144L147 143ZM155 142V143H154ZM251 142H252V144L253 145H251ZM251 142H246V144L244 143L242 146H244L246 149H244V151H245V154H247L248 156L250 155V153H251V155L249 156V158H248V156L246 155V157L244 158V161H245V163L246 164H248V166L251 168V173L253 174L252 176L253 177H255L256 175V183H258V178H259V183L260 182H262L261 184L263 185V182H264V179H263V177H264V172L261 170V167H260V169H259V166H261L262 164L261 163H259L258 162V160L259 161H261L260 160V158H259V155L261 154V150H259V152L257 151L259 148V145L256 143V142H253V141H251ZM110 143H112V144H110ZM130 143V144H129ZM146 143V144H145ZM240 143H242V140L240 141ZM103 144H104V147H100L99 145H101V146H103ZM108 144V145H107ZM123 146V147H121V145ZM131 144H132V146H131ZM134 144L136 145V146H134ZM138 144H139V146H138ZM144 144H145V146H146V150H144L145 149V146H144ZM153 144H154V146H153ZM161 144V145H160ZM164 144V145H163ZM257 144V145H256ZM93 146L94 148H90V146ZM96 145V146H95ZM106 145H107V147H106ZM117 145V146H116ZM130 146V148H129V146ZM140 145H141V147H140ZM144 147H143V146ZM255 145H256V147H255ZM114 146H116V147H114ZM251 146H253V147H251ZM84 147H81V148H84ZM95 147H97V148H95ZM149 147V149L151 150H148L147 148ZM151 147H153V148H151ZM163 147V148H162ZM87 148H89L88 150V152H86V150H87ZM109 148V149H108ZM111 148V149H110ZM126 148H127V150H129V151H127L126 150ZM140 148H142V149H140ZM165 148H167L168 149V151H167V155H166V150H165ZM172 148H173V151H172ZM248 148V149H247ZM255 148V149H254ZM258 148V149H257ZM90 149L91 150H93V151H95V150H97V151H95V152H93V151H90ZM105 149V150H104ZM137 149H139V150H137ZM257 149V150H256ZM101 150H103V151H101ZM118 150V151H117ZM137 150V151H136ZM210 151V153H209V151ZM254 150V153L252 152V151ZM82 151V150H81ZM114 151V152H113ZM118 153H117V152ZM122 151V152H121ZM125 151V152H124ZM246 151H247V153H246ZM251 151V152H250ZM120 152V153H119ZM126 152H128V156L126 155ZM145 152V153H144ZM151 152V153H150ZM14 153V154H13ZM96 155H95V154ZM99 155H98V154ZM141 153H142V155H141ZM150 153V154H149ZM253 153V154H252ZM95 155L94 157L95 158H98V160L97 159H95L93 156H91V155ZM102 156H101V155ZM103 154L104 155H106V156H103ZM120 154V155H119ZM148 154V155H147ZM170 154V155H169ZM259 154V155H258ZM117 155H119V156H117ZM210 155H212V156H210ZM16 156V157H15ZM99 156H101V158L99 159ZM131 156V157H130ZM140 156V157H139ZM166 156V157H165ZM172 156V157H171ZM88 157V156H87ZM105 157V158H104ZM111 157H113V158H111ZM116 157V158H115ZM118 157H120V158H122V160L120 159V158H118ZM132 157H134V158H132ZM212 157H213V159H212ZM86 158V159H85ZM92 158H94V159H92ZM124 158V159H123ZM143 158H144V160H143ZM148 158L150 159V161L148 160ZM219 158V159H218ZM254 158V159H253ZM255 158H259V159H257V160H255ZM264 158V157H263ZM12 166L14 167V168H12V169H14L13 171H12V175H13V177H15L14 179V181H13V183H10V184H6L2 179H0V264H72L73 262H72V258H71V255H70V252H69V241H68V239L66 238L67 237V234H66V226H65V224H64V222H63V218L61 219L60 218V216L62 217V211L61 212H59V210H61L60 209V207L59 206H57V204L59 205V201H58V199H57V197L54 195L55 194V192H53V190L51 189L52 187H50L51 185H50V183H49V180H48V178H47V175H46V173H44L45 172V170H44V167H43V165H41L40 166V164H39V162H37L36 164L37 165H34V167L33 168H29V167H26V158L25 157H23L22 155H20V153L18 152V151H15L14 150V152H12ZM103 159V160H102ZM118 159H119V161H118ZM135 159V160H134ZM86 160V161H85ZM94 160V161H93ZM96 160V161H95ZM102 160V161H101ZM121 160V161H120ZM149 161L148 163L147 162H143V161ZM173 160V161H172ZM218 160V161H217ZM251 160H253V161H255V163L253 162V161H251ZM44 161V160H43ZM42 161V162H43ZM90 161V162H89ZM93 161V162H92ZM113 161V162H112ZM115 161V162H114ZM215 161V162H214ZM248 161V162H247ZM77 162V163H78ZM117 162V163H116ZM133 162V163H132ZM173 162V163H172ZM219 162V163H218ZM258 162V163H257ZM41 163V162H40ZM44 163V162H43ZM43 163H41V164H43ZM166 163H168L167 165H166ZM253 163V164H252ZM15 164V165H14ZM110 164V165H109ZM146 164H147V166H146ZM215 164V165H214ZM219 164V166L218 167H220V168H218V167H216V165H218ZM253 165V167H252V165ZM139 165V166H138ZM145 165V166H144ZM171 165V166H170ZM173 165V166H172ZM36 166H39V167H36ZM168 166V169L170 170V171H168V169H166V167ZM144 168V171H143V168ZM148 167V168H147ZM170 167H171V169H170ZM172 167H174V168H172ZM36 168V169H35ZM217 168L218 169H220V170H218L217 171ZM37 169H39V170H37ZM41 169V170H40ZM155 169V170H154ZM110 170V169H109ZM214 170V171H213ZM216 170V171H215ZM257 170V171H256ZM40 173H39V172ZM140 171V172H139ZM254 171H255V173H254ZM258 171H259V173H258ZM98 173H99V171H97ZM95 173L96 174V176L98 175V173ZM170 174H169V173ZM172 172H173V175H172ZM100 174V173H99ZM150 174V175H149ZM175 174V175H174ZM220 174V175H219ZM94 175V174H93ZM91 176L90 177V179H92V178H94V176ZM101 175V174H100ZM219 175V176H218ZM260 175V177H258ZM96 176H95V178H96ZM99 176V175H98ZM97 176V177H98ZM145 176H147V177H145ZM167 176V177H166ZM171 176H173V177H171ZM150 177V178H149ZM262 177V179H260ZM24 178V179H23ZM47 178V179H46ZM147 178V179H146ZM220 178V179H221ZM138 179V180H137ZM145 181H144V180ZM150 179V180H149ZM172 179V180H171ZM92 180H94V179H92ZM148 180H149V185H148ZM144 181V182H143ZM172 181V182H171ZM221 182H224L225 184H229L230 186H229V188L227 189V190H229V192H230V190H232V191H235L236 189V187L232 184V182L230 181V179H229V182H225V181H223L222 179L220 180ZM16 182V183H15ZM142 182V184H140ZM146 182V183H145ZM231 182V183H230ZM108 183V182H107ZM132 183H133V186H132ZM258 183V184H259ZM151 184V185H150ZM258 184H256L257 185V187L259 186ZM260 184V186L262 187V185ZM50 185V186H49ZM130 185H131V187H130ZM142 185H144V186H142ZM137 188L136 190H135V187ZM142 186V187H141ZM145 186H146V188H147V192L144 190V188H145ZM233 186V187H232ZM260 186H259V188H260ZM17 187V188H16ZM20 187V188H19ZM24 187V188H23ZM128 187V188H127ZM144 187V188H143ZM235 187V188H234ZM240 187V186H239ZM18 188H19V190H18ZM127 188V189H126ZM129 188H131V189H129ZM149 188V189H148ZM258 188V189H259ZM151 189V190H150ZM176 189V191H174ZM125 190V191H124ZM127 190V191H126ZM140 192H139V191ZM141 190H142V192H141ZM148 190H150V191H152V193L150 192V191H148ZM169 190V191H168ZM17 191H19V192H17ZM52 191V192H51ZM124 191V192H123ZM129 191H130V193H129ZM132 191V192H131ZM135 191H137V192H135ZM145 192V195H144V192ZM259 191H261L260 189L258 190V192ZM127 192V193H126ZM166 192V193H165ZM177 192V193H176ZM228 192V191H227ZM132 193V194H131ZM133 193H138V194H133ZM259 193H261V192H259ZM259 193H257V196L258 195H260ZM122 194V195H121ZM130 194H131V196H130ZM140 194H142V195H144V196H142V198H141V196H140ZM147 194V195H146ZM148 194H149V196H148ZM161 194V195H160ZM22 195V196H21ZM170 195H173L174 196V198H173V196H171L170 197ZM178 195V196H177ZM123 196L125 197V196H128V197H125V198H123ZM136 196V197H135ZM151 196V197H150ZM20 197V198H19ZM56 197V198H55ZM132 197V198H131ZM140 199H139V198ZM145 197V198H144ZM148 197V198H147ZM150 197V198H149ZM177 197V198H176ZM134 198H138L137 200H134ZM56 199H57V201H56ZM127 199V200H126ZM143 201H142V200ZM145 199H147V201L145 200ZM150 199V200H149ZM172 199V200H171ZM175 199V200H174ZM120 200V201H119ZM121 200L123 201L122 203H120L121 202ZM132 200V201H131ZM140 200V201H139ZM178 200V201H177ZM21 201V202H20ZM25 201V202H24ZM149 201V202H148ZM175 201V202H174ZM20 202V203H19ZM135 202V203H134ZM142 202V203H141ZM28 203V204H27ZM56 203V204H55ZM118 203H119V208H118ZM139 203H141V204H139ZM144 203H145V205H144ZM121 205V206H120ZM18 206V207H17ZM21 206H23V209H22V207ZM143 206H144V208H143ZM148 207V209H147V207ZM165 206V207H164ZM167 206V207H166ZM171 206V207H170ZM28 207V208H27ZM176 207V210H173L174 208ZM57 208V209H56ZM58 208H59V210H58ZM121 208V209H120ZM139 208H141V209H139ZM172 208V209H171ZM118 209H120V210H118ZM144 211H143V210ZM171 209V210H170ZM158 210V211H157ZM58 211V212H57ZM115 211V212H114ZM174 213H173V212ZM138 212H140L139 214H140V216L138 215ZM142 212H145V213H148L147 215L145 214V213H142ZM151 212V213H150ZM170 212H171V214H170ZM58 213V214H57ZM114 213H115V215H114ZM119 213V214H118ZM135 213H137V214H135ZM166 213H169V216H166V215H168V214H166ZM174 215H173V214ZM60 214V215H59ZM137 215V216H136ZM141 215H143L142 217H141ZM146 215V216H145ZM165 216V217H164ZM170 216H173V217H170ZM133 217V218H132ZM136 217V218H135ZM139 218V221L140 222H138V218ZM149 217H151V218H148ZM57 218V219H56ZM145 218V219H144ZM157 218V219H156ZM171 218V219H170ZM133 219V220H132ZM146 219H148V220H146ZM163 219V220H162ZM169 219H170V221H169ZM60 220H61V222H60ZM132 220V221H131ZM137 220V221H136ZM141 220H143V223H142V221ZM169 221V222H168ZM153 223V224H152ZM161 223V224H160ZM139 224V225H138ZM147 224V225H146ZM148 224H149V226H148ZM156 224H157V226H156ZM129 225H130V228H128L129 227ZM147 226H148V228H147ZM152 226V227H151ZM14 227H16V228H14ZM146 227V228H145ZM151 227V228H150ZM154 227V228H153ZM8 228V229H7ZM59 228V229H58ZM128 228V229H127ZM17 231H16V230ZM127 229V231H125ZM150 229V230H149ZM59 230H61V231H59ZM119 230V231H120ZM6 231H9L10 232V234H11V237H10V240H11V242L12 243H14V245H15V252H14V256L13 255H9V253H7L8 251H6V249L8 250V246H7V244L8 243H6L7 241H6V238H5V232ZM14 231V232H13ZM4 232V233H3ZM12 232V233H11ZM126 232V233H125ZM129 232V233H128ZM117 233V234H118ZM124 233V234H123ZM127 233L129 234V235H127ZM3 235V236H2ZM13 235H15V236H13ZM123 236H125V237H123ZM120 238V239H119ZM13 245V244H12ZM16 245H18V246H16ZM65 246V247H64ZM7 247V248H6ZM18 249V250H17ZM66 251V252H65ZM16 257V258H15Z\"/></svg>",
	"mask_w": 264,
	"mask_h": 264
}]
</instances>
